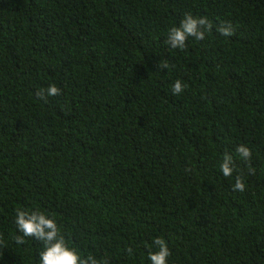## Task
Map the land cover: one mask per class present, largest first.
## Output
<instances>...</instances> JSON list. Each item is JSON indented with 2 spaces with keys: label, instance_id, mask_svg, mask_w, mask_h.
Here are the masks:
<instances>
[{
  "label": "trees",
  "instance_id": "trees-1",
  "mask_svg": "<svg viewBox=\"0 0 264 264\" xmlns=\"http://www.w3.org/2000/svg\"><path fill=\"white\" fill-rule=\"evenodd\" d=\"M188 13L212 29L173 49ZM17 207L112 264L158 237L168 264H264V0H0V264H37Z\"/></svg>",
  "mask_w": 264,
  "mask_h": 264
},
{
  "label": "clouds",
  "instance_id": "clouds-1",
  "mask_svg": "<svg viewBox=\"0 0 264 264\" xmlns=\"http://www.w3.org/2000/svg\"><path fill=\"white\" fill-rule=\"evenodd\" d=\"M211 29L212 23L206 17L195 18L188 13L181 20L179 27H172L169 30L165 43L173 49H183L189 37L204 40L205 32L211 31ZM218 31L222 36L230 37L235 30L230 23H227L220 25ZM169 66L167 59L160 61L158 65L161 70L167 69ZM184 87L185 85L177 79L172 85L173 94H180ZM45 94L47 96H59L61 89L52 84L46 90L36 92V95L42 99L45 98ZM237 152L245 161L252 156L251 149L244 145L238 146ZM220 170L225 177L233 174L234 161L231 155L224 154ZM233 190L240 192L245 190V184L241 177H236ZM13 223L16 229L14 243L17 247L26 244L29 239L41 243L42 247L38 252L37 264H112L111 258L107 255L99 258L96 255L82 257L80 252L67 242L66 235L58 225L57 219L45 211L17 207L14 209ZM152 243L156 250L148 253L150 264H168L171 251L165 239L158 237ZM0 247H6L2 237H0ZM127 252L132 254V247H128Z\"/></svg>",
  "mask_w": 264,
  "mask_h": 264
}]
</instances>
